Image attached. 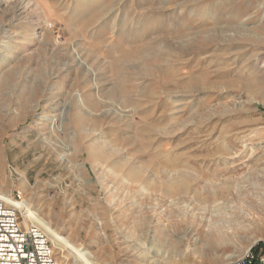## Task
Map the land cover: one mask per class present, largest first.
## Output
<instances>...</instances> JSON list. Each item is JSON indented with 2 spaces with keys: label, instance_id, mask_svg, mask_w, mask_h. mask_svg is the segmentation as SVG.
Masks as SVG:
<instances>
[{
  "label": "rangeland",
  "instance_id": "rangeland-1",
  "mask_svg": "<svg viewBox=\"0 0 264 264\" xmlns=\"http://www.w3.org/2000/svg\"><path fill=\"white\" fill-rule=\"evenodd\" d=\"M146 1L0 0V198L59 264L264 259V0H204L237 40L188 52Z\"/></svg>",
  "mask_w": 264,
  "mask_h": 264
},
{
  "label": "bare ground",
  "instance_id": "bare-ground-1",
  "mask_svg": "<svg viewBox=\"0 0 264 264\" xmlns=\"http://www.w3.org/2000/svg\"><path fill=\"white\" fill-rule=\"evenodd\" d=\"M99 1L100 0H93V2L95 4H97ZM169 1L170 0H147L145 5H144V6H146V7H144V11L147 14L148 13L157 12L158 15H162V14L163 15H167L168 18L170 16L172 18H177L176 16L178 15V18H180V20H178L179 21L178 23L179 24H185V20H184L182 14L184 13L183 11L186 8V9H188V12L192 13L193 16L199 17L201 22L204 23L201 26V28H199L197 31H195L193 33V35L189 32V28L187 26L184 27L185 28L184 31H181V32L177 31L176 34H174V38H175V40H177L176 43L179 44V46L177 47L178 50L183 51V52H188V51H194V49H207V48H210L211 46L219 44L221 42H226V41L232 42V41H236L237 40V37L228 38V36L227 37L224 36V35L227 34L226 32L229 30V28H231V26H229V25L228 26L221 25L218 21H216L215 26L211 27L209 25H206V21L209 19V17H214L215 18L216 15H215L214 10L212 9V7L211 8L208 7L205 11H202V12L198 11V8L201 7L204 4V0H183V1H180V2H178L176 4V9L175 10H170V11L168 10L167 13H166V11L162 12V9H164V10L167 9V5L166 4H168ZM157 4H161V6L160 5L156 6ZM158 10H161V12L158 11ZM110 12L113 13V9H111ZM107 13H109V11ZM156 23H158V22H156ZM214 28H219V32L221 34L220 35L216 34L214 32ZM250 39L252 40V38H251V36L249 34H244V39L243 40L248 41ZM176 43H174V45ZM5 48H6V51L8 52L9 49L11 48V46L9 44H6ZM149 51L152 52V53L149 54L150 53ZM137 52L142 57H145L146 59H148L151 62L156 61L157 58H158V55H159L158 47L157 46H153V45H143L142 49H138ZM127 55H128V53H127ZM122 57H123V55H122ZM205 65L206 64L202 62L201 63V69L199 71H194V70H192L193 68L190 69L189 75H188L189 81L187 80L189 87H193L197 83V81H201L202 82L201 85H203V86L206 85V84L211 83L212 75L207 70V66H205ZM188 67H189V65H188ZM217 76L221 78L220 75H217ZM228 82H230V83L240 82L243 86L246 85L247 89H249V90L251 88H253L254 84H255L253 82V80H250V79H248V80L247 79L239 80L237 76L228 79ZM116 83H118V81ZM122 83L123 82H121V84ZM119 86H121V85H119ZM123 92L124 93L126 92L125 89H123ZM141 174H142L141 170H136L133 173V176L134 177H141ZM177 185H178V183H177ZM12 204L14 206L18 207L21 210H24V209L27 210L26 212L24 210V212L26 213L27 216H31L32 215L28 211V209L25 208L22 205V203L13 202ZM88 256H89V253L87 251L80 252L79 255L77 256V257H79L78 261L80 262V264L81 263L82 264H91L89 262V260H88Z\"/></svg>",
  "mask_w": 264,
  "mask_h": 264
},
{
  "label": "built area",
  "instance_id": "built-area-1",
  "mask_svg": "<svg viewBox=\"0 0 264 264\" xmlns=\"http://www.w3.org/2000/svg\"><path fill=\"white\" fill-rule=\"evenodd\" d=\"M17 212L0 198V264H59L47 235L37 226L23 225ZM229 264H264V259Z\"/></svg>",
  "mask_w": 264,
  "mask_h": 264
}]
</instances>
